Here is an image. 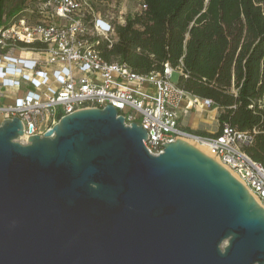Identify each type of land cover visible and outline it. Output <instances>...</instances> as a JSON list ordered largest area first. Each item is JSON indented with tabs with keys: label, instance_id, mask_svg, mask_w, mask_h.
<instances>
[{
	"label": "water",
	"instance_id": "water-1",
	"mask_svg": "<svg viewBox=\"0 0 264 264\" xmlns=\"http://www.w3.org/2000/svg\"><path fill=\"white\" fill-rule=\"evenodd\" d=\"M23 135L1 122L0 264H264V208L191 141L153 154L110 104Z\"/></svg>",
	"mask_w": 264,
	"mask_h": 264
},
{
	"label": "built area",
	"instance_id": "built-area-1",
	"mask_svg": "<svg viewBox=\"0 0 264 264\" xmlns=\"http://www.w3.org/2000/svg\"><path fill=\"white\" fill-rule=\"evenodd\" d=\"M21 14L0 27V124L19 117L22 138L28 141L69 113L110 104L128 125L135 122L147 131L145 145L153 154L177 139L206 143L207 153L264 208V165L246 151L257 129L226 125L218 135L202 136L183 126L185 102L190 108L219 107L171 80L175 71L182 73L181 67L165 63L161 71L138 73L119 59L103 58L96 45L106 41L111 46L117 40V25L110 16H96L87 0H44L36 20Z\"/></svg>",
	"mask_w": 264,
	"mask_h": 264
},
{
	"label": "trees",
	"instance_id": "trees-1",
	"mask_svg": "<svg viewBox=\"0 0 264 264\" xmlns=\"http://www.w3.org/2000/svg\"><path fill=\"white\" fill-rule=\"evenodd\" d=\"M139 1L146 8L117 25V40L96 45L103 58L138 73L181 67L178 84L219 107L217 132H191L257 129L246 151L264 165V0ZM7 8L0 0V27L22 15Z\"/></svg>",
	"mask_w": 264,
	"mask_h": 264
},
{
	"label": "rangeland",
	"instance_id": "rangeland-1",
	"mask_svg": "<svg viewBox=\"0 0 264 264\" xmlns=\"http://www.w3.org/2000/svg\"><path fill=\"white\" fill-rule=\"evenodd\" d=\"M44 0H8V8L7 10H11L14 8H18L20 12H24L25 14L32 17L36 20L39 17L40 11V3ZM94 9L96 16H110L113 21H115L116 25H119L122 21V18L126 19L129 15H133L141 11V3L139 0H87ZM91 16L88 17V21L92 20ZM117 59V58H114ZM180 73L175 71L171 80L175 83L179 82ZM264 104V100H263ZM215 105L210 109H215ZM193 111H197L193 108V110L189 111L188 116H183L181 119V123L186 125L189 122L191 113ZM210 116V115H209ZM213 125V128L219 127V122L217 120H208ZM20 142L26 143L27 141L22 137L19 139Z\"/></svg>",
	"mask_w": 264,
	"mask_h": 264
},
{
	"label": "crops",
	"instance_id": "crops-1",
	"mask_svg": "<svg viewBox=\"0 0 264 264\" xmlns=\"http://www.w3.org/2000/svg\"><path fill=\"white\" fill-rule=\"evenodd\" d=\"M193 108L197 111L191 113L189 122L183 126L190 129V131H206L208 133H215L218 131L219 127L214 129L213 125L208 120H217L218 122L219 108L215 110L195 107L190 108L185 102L184 110L182 111V118L183 116H188L189 111L193 110Z\"/></svg>",
	"mask_w": 264,
	"mask_h": 264
},
{
	"label": "bare ground",
	"instance_id": "bare-ground-1",
	"mask_svg": "<svg viewBox=\"0 0 264 264\" xmlns=\"http://www.w3.org/2000/svg\"><path fill=\"white\" fill-rule=\"evenodd\" d=\"M193 144L197 145L201 150L205 151L207 153L208 148L206 143H198L196 141H191Z\"/></svg>",
	"mask_w": 264,
	"mask_h": 264
}]
</instances>
